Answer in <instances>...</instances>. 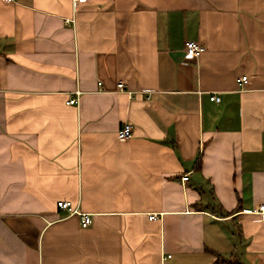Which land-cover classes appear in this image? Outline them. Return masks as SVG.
I'll return each instance as SVG.
<instances>
[{
  "label": "crops",
  "instance_id": "obj_1",
  "mask_svg": "<svg viewBox=\"0 0 264 264\" xmlns=\"http://www.w3.org/2000/svg\"><path fill=\"white\" fill-rule=\"evenodd\" d=\"M260 206L264 0H0V264H264Z\"/></svg>",
  "mask_w": 264,
  "mask_h": 264
},
{
  "label": "built area",
  "instance_id": "obj_2",
  "mask_svg": "<svg viewBox=\"0 0 264 264\" xmlns=\"http://www.w3.org/2000/svg\"><path fill=\"white\" fill-rule=\"evenodd\" d=\"M14 0H4L6 3L13 2ZM74 4H84L87 2V0H72ZM205 48L198 43L194 41H187L184 44V51L186 53V56L189 58H196L199 57L201 53H203ZM246 82V77H241L238 80V86H242ZM116 88L118 91H125V85L122 81H118L116 84ZM78 95V93H76ZM210 101L218 103L220 101V98L217 95H212L210 97ZM78 103V99L76 95H73L69 101L67 102V105H76ZM133 133V126L130 124H124L120 130L117 133L118 139H129L131 138ZM188 180L187 176H183L181 178L182 182H186ZM57 207L62 210L67 212L69 215L77 214L80 217V225L82 228H86L91 224V219L90 216L87 214H80L73 209L71 204L69 202H63L60 201L57 203ZM255 213L262 214L264 215V206H260L255 210ZM156 219L155 215H150L149 220H154Z\"/></svg>",
  "mask_w": 264,
  "mask_h": 264
},
{
  "label": "trees",
  "instance_id": "obj_3",
  "mask_svg": "<svg viewBox=\"0 0 264 264\" xmlns=\"http://www.w3.org/2000/svg\"><path fill=\"white\" fill-rule=\"evenodd\" d=\"M215 264H230V263H226L225 261H217Z\"/></svg>",
  "mask_w": 264,
  "mask_h": 264
}]
</instances>
